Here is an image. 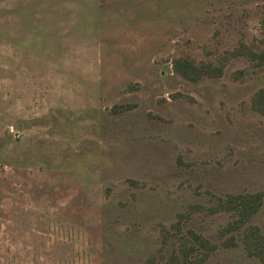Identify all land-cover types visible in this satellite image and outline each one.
Returning <instances> with one entry per match:
<instances>
[{
	"label": "rangeland",
	"instance_id": "obj_1",
	"mask_svg": "<svg viewBox=\"0 0 264 264\" xmlns=\"http://www.w3.org/2000/svg\"><path fill=\"white\" fill-rule=\"evenodd\" d=\"M263 19L264 0H0V264H164L188 228L216 244L190 264H264L239 237L264 233ZM250 191L225 245L209 208Z\"/></svg>",
	"mask_w": 264,
	"mask_h": 264
},
{
	"label": "trees",
	"instance_id": "obj_2",
	"mask_svg": "<svg viewBox=\"0 0 264 264\" xmlns=\"http://www.w3.org/2000/svg\"><path fill=\"white\" fill-rule=\"evenodd\" d=\"M262 27L264 33V19ZM252 55L257 59L258 63H264V35L261 47L257 50H252ZM222 67L223 63L202 62L200 64H194L185 59H176L173 62L174 70L190 80H198L205 75H219L222 72ZM254 101L256 107L262 110L264 109V88L258 91ZM262 203V191L227 193L223 196L216 197L215 203L209 209L213 211L226 210L232 216L231 220L222 227L223 234L227 235L224 239L225 245L236 243L234 234L231 231L245 224ZM239 237L248 254L256 255L264 259V233L260 231L257 225L246 224L242 228ZM215 248L216 244L206 236L192 228H188L184 232L179 231L177 236L178 253L171 254L164 264H181V262L190 264L201 260ZM198 253H200L199 259L196 258ZM149 260L147 264H152V259Z\"/></svg>",
	"mask_w": 264,
	"mask_h": 264
}]
</instances>
